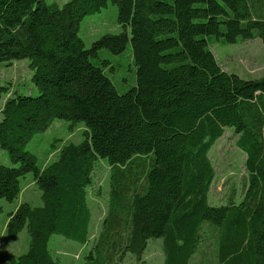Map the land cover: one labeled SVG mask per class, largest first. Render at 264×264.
I'll list each match as a JSON object with an SVG mask.
<instances>
[{
  "label": "trees",
  "instance_id": "trees-1",
  "mask_svg": "<svg viewBox=\"0 0 264 264\" xmlns=\"http://www.w3.org/2000/svg\"><path fill=\"white\" fill-rule=\"evenodd\" d=\"M108 2L123 30L86 48L79 23ZM256 37L264 44V0H0V64L27 59L35 88L14 90L0 109V148L12 162L0 164V199H15L28 172L42 199L8 214V237L26 227L29 244L18 256L0 250V264H59L52 234L87 243L86 189L98 159L110 169L94 240L106 257L130 252L140 260L147 240L162 237V264H264V77L224 70L210 49ZM128 41L136 83L119 93L108 61L94 59ZM7 91L0 84V97ZM54 119L82 122L84 137L39 166L23 147ZM230 128L245 155V193L238 203L211 205L208 152ZM206 239L211 259L193 263Z\"/></svg>",
  "mask_w": 264,
  "mask_h": 264
},
{
  "label": "rangeland",
  "instance_id": "rangeland-1",
  "mask_svg": "<svg viewBox=\"0 0 264 264\" xmlns=\"http://www.w3.org/2000/svg\"><path fill=\"white\" fill-rule=\"evenodd\" d=\"M61 4L67 0H47ZM122 26L117 20V5L108 2L99 11L85 15L79 23L77 35L88 48L91 43L106 33L122 32ZM210 49L216 60L224 70L238 74L245 79L264 77V44L259 37L239 41L237 43L212 42ZM106 59V75L110 78L119 93L125 92L136 83V68L132 62L131 44L128 41L125 49L120 53H113L103 48L98 52L95 62ZM0 84L7 89V93L0 97V109L16 90L22 94H35L31 83V71L28 60L12 61L10 64H0ZM65 119H54L49 126L34 133L24 144L23 149L36 157L37 165L44 166L54 161L60 148L67 143H78L84 137V125L77 122L69 126ZM236 135L230 129H225L223 135L212 145L208 156L215 170V176L210 186L208 200L211 205L226 204L231 199L238 203L244 197L247 184L244 169V153L236 147ZM0 164L12 165L6 149L0 148ZM110 169L107 163L98 159L91 173V183L86 189L87 201L91 212L89 223L88 243L81 244L60 234H52L48 241V248L53 258L59 264H162L164 250L162 237L149 238L140 260L133 254L126 252L106 257L104 251L95 247L96 237L106 216L108 203ZM21 192L12 201L0 199V250L13 253L15 256L23 254L28 249L29 236L24 227L16 239L8 237L5 224L8 214L22 202L33 206L42 205L41 190L35 185L32 173L28 172L20 178ZM233 193V194H232ZM214 247L210 239L200 243L192 257L193 263L211 259ZM90 253H92L90 257ZM8 264V263H4Z\"/></svg>",
  "mask_w": 264,
  "mask_h": 264
}]
</instances>
